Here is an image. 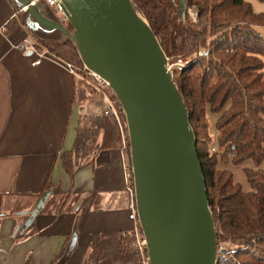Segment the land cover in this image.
<instances>
[{
	"label": "crops",
	"instance_id": "obj_1",
	"mask_svg": "<svg viewBox=\"0 0 264 264\" xmlns=\"http://www.w3.org/2000/svg\"><path fill=\"white\" fill-rule=\"evenodd\" d=\"M24 1L0 0V264H89L93 234L133 231L131 181L118 149L96 150L73 177L64 172L60 156L73 148L85 92L67 64L47 52L45 43L66 36L45 23L66 29L63 16L44 0H35L34 12L18 13ZM245 1L264 13V0ZM38 52L45 57L32 65ZM51 167L53 192L28 223ZM62 194L68 201L59 212ZM87 195L95 198L83 213Z\"/></svg>",
	"mask_w": 264,
	"mask_h": 264
},
{
	"label": "trees",
	"instance_id": "obj_2",
	"mask_svg": "<svg viewBox=\"0 0 264 264\" xmlns=\"http://www.w3.org/2000/svg\"><path fill=\"white\" fill-rule=\"evenodd\" d=\"M184 1L187 11L190 7L198 8L197 23L190 24L186 14L179 21L189 28L178 30L166 49L162 37L153 29L150 15L143 12L138 0H131L136 11L148 21L166 56L171 47L186 57L193 54L175 73L174 82L186 105L194 133L208 205L216 225L218 250L228 245L233 247L218 255L217 264H264V169L259 167L264 162V35L261 31L264 30V13H254L245 0ZM46 48L50 55L65 64L83 68L70 40ZM199 50L207 55L196 54ZM79 84L82 85L81 81ZM112 99L117 101L115 96ZM116 108L125 132V118L118 103ZM208 114L217 116L215 148L211 146ZM92 125L97 132L91 135L102 131L98 152L121 147V134L113 116L95 117ZM78 129L79 123L73 148L60 156L69 177L94 160L91 157L84 163L94 144L86 146L88 138L84 135L81 138ZM248 160L257 167L243 169L249 186V191H244L231 170L218 166H238ZM51 173L52 167L37 196L54 188ZM54 194H59L58 188ZM94 198L87 195L84 199L80 206L83 213L91 210ZM63 205V202L59 204V212ZM88 246L91 250L89 264L140 263L131 232L93 234Z\"/></svg>",
	"mask_w": 264,
	"mask_h": 264
},
{
	"label": "water",
	"instance_id": "obj_3",
	"mask_svg": "<svg viewBox=\"0 0 264 264\" xmlns=\"http://www.w3.org/2000/svg\"><path fill=\"white\" fill-rule=\"evenodd\" d=\"M34 2L18 10L32 13ZM56 2L73 31L45 25L74 44L84 68L107 82L123 111L135 212L150 264H217L225 251L217 247L188 111L150 25L131 0ZM178 2L184 19L185 1ZM52 192L42 193L28 223Z\"/></svg>",
	"mask_w": 264,
	"mask_h": 264
},
{
	"label": "rangeland",
	"instance_id": "obj_4",
	"mask_svg": "<svg viewBox=\"0 0 264 264\" xmlns=\"http://www.w3.org/2000/svg\"><path fill=\"white\" fill-rule=\"evenodd\" d=\"M138 2H140V6L143 9V12L147 16L150 15V17L152 19L151 23H152L153 29L155 30L156 33L159 34V36L162 37L163 43L166 46L165 47L166 49H168V43L169 42L171 43V40L173 39L175 33L178 30L182 31V30L189 28V26L186 25V23H180V21H179L182 18H180V19L178 18V11L180 9L178 0H175V1L173 0L172 3L169 0H138ZM197 10H198V8H196L194 6V7H190V9L187 11L186 14L188 16V21L190 22V24L191 23H197V12H198ZM139 15L143 19H145L144 15H142V13H139ZM63 19H65L64 16H63ZM64 23H65L66 30L71 33L72 30H70L68 28V24H67L68 22L66 19H65ZM61 39L68 40L67 38H61ZM54 43H58V42L45 43V45L48 47ZM177 44H178V40H177ZM200 53H206V52L203 50H199L196 54L200 55ZM167 55L168 56H166V57L168 59V67L172 73V77H173V81H174V80H176V78L174 77L175 73L179 72V70H181L185 66L184 64H186L188 62V60L192 59L193 54L191 56L186 57V55H184V54H178L177 52L174 51V48L171 47V48H169ZM67 65L71 66V69L74 72V74L76 75V77L78 78V81H81L82 85L79 84V86L85 92L84 99L78 105L80 107V115L78 116L76 130H77L78 123H79L78 131H80V135H81L80 137L82 138V136L84 135L85 137L88 138V141L86 142V146H90V145L94 144L93 151L88 152V153H90V155L87 159L84 160V163H86V162L90 161L91 157L96 156V153H95V152H97L96 148L101 145L102 131H99V133L91 135L92 132H97L95 127L93 128L92 124L94 122L95 117H99L100 115H104L101 111L102 110V100L104 98V95L109 96V92L107 90L104 91V89H101L100 87H97L94 84V82L88 78V76H87L88 74H87V71L84 69V66L82 69H79L78 67L76 68V66H73L71 64H67ZM90 87L92 89H89ZM113 96L114 95L110 96V99L112 102L114 101L112 99ZM121 113L123 114V111H121ZM216 119H217L216 115L208 114V121L210 123V135H211L212 140H213V144H211V146L214 148H215V138H216L214 125H215ZM121 125H122V123H121ZM125 126H126V122H125ZM118 127H119V125H118ZM122 127H123V125H122ZM119 131H120V128H119ZM120 134H121V132H120ZM124 135H125V139L123 141V139L121 137V147L118 149L119 154H120V159H121V165H120L121 167L120 168L123 170L122 167L125 163V166L127 167L128 174H129L128 180L130 182V179L132 181V174H131V165H130V158H129V141H128V134H127L126 129H125ZM126 135H127V139H126ZM127 143H128V146H127ZM95 145H96V147H95ZM214 148H212L211 150L213 151ZM256 167L257 166H255L252 163V161H249V160L245 161L244 163H242L241 165H238V166H233L230 164H228L225 167L218 166V168H220V169L225 168V169L231 170L233 172L234 179L238 183L241 184L242 188L245 191H249V186H248V184L244 178L243 169L244 168H256ZM259 167L264 169V162ZM130 183H131L130 187L132 188L133 182H130ZM132 190H133V188H132ZM61 199H62L63 204L66 203V201H68V198L64 194L61 195ZM66 206H67V204H66ZM133 206H134V195H133ZM134 210H135V208H134ZM135 215H136V212H135ZM226 248L230 249L233 247L231 245H228L226 247H223L222 250H225Z\"/></svg>",
	"mask_w": 264,
	"mask_h": 264
},
{
	"label": "built area",
	"instance_id": "obj_5",
	"mask_svg": "<svg viewBox=\"0 0 264 264\" xmlns=\"http://www.w3.org/2000/svg\"><path fill=\"white\" fill-rule=\"evenodd\" d=\"M44 1L46 2V4L48 6L53 7L57 13L63 15L62 8H61V6L58 5L56 0H44ZM22 11L23 10H17L18 13L22 12ZM24 49H26V47H24ZM200 55H207V53H200ZM37 57H38V59L32 65H38L41 62V60L45 57V53H38ZM67 67L74 74V72L71 69V66L67 65ZM85 70L87 71L88 78L91 81H93L97 87H100L101 89H104V91L107 90L109 92V96L104 95V98L102 100V110L101 111L104 115L113 116L116 119V121L119 125V128H120L121 137L124 141V139H125L124 129L120 123L119 112H118V109L116 108V103H118V101L112 102L110 99V96L114 95V93L112 92V90L110 89L109 85L107 84V82L105 80L100 78L97 74H95L91 71H88L87 69H85ZM120 110L122 111L121 107H120ZM125 129H126V126H125ZM122 168H123L124 180L127 183L128 179H129V174H128V169L125 166V163H124ZM128 191L130 193H132V195H133V190L131 187L128 188ZM131 233L133 234V238H134L135 252L140 257V263L139 264H150L148 254H147V249H146V241H145L144 236L141 232L138 221H136V223L134 224V229Z\"/></svg>",
	"mask_w": 264,
	"mask_h": 264
}]
</instances>
